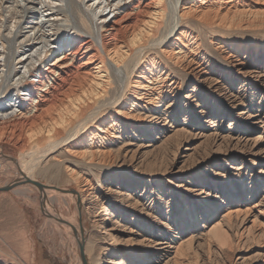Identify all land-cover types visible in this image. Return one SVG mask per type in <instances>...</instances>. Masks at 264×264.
Here are the masks:
<instances>
[{
    "label": "bare ground",
    "instance_id": "6f19581e",
    "mask_svg": "<svg viewBox=\"0 0 264 264\" xmlns=\"http://www.w3.org/2000/svg\"><path fill=\"white\" fill-rule=\"evenodd\" d=\"M23 1L28 7L20 6L18 0H0V171L7 161L12 171L11 181L0 186V192L23 183L36 192L45 221L64 235L60 242L71 254L66 264H161V257L171 254V241H163L160 234L156 237L151 234L135 242L130 235L137 231L132 223L124 222L126 216H121L124 215L122 211L110 210V205L102 202L98 213L95 206L101 197L114 204L130 202L140 206V210H149L152 197L147 196L146 190L134 192L136 188L132 187L148 181L130 179L126 185L130 193L109 187L101 192L92 189V180L97 177L90 175L104 170L110 148L122 134L135 136L133 131L137 132L145 123L158 124L165 118L158 110L161 105L166 104L168 109L175 105L173 110L176 109L175 90L180 81L175 73L197 82L208 80L206 75L212 69V53L222 54L230 68L242 70L258 79L260 84L264 82V73L257 67L260 49L252 57L250 47L239 46L238 49L244 51L239 55L235 43L227 37L231 28H245L255 23L264 25V0H174L175 12L169 24L167 0ZM29 8L37 13L46 12V19L29 20L25 28L33 30L34 35L25 36L16 49L9 50L7 43L12 38L18 39L24 31L12 34L11 29L3 27V19L21 18ZM68 11L75 12L77 19L69 17ZM3 12L8 13L7 17ZM64 27H71L67 34ZM52 32L59 36L51 39ZM50 44L54 46L48 48ZM22 67L26 69L25 74H19ZM14 76H17L15 81ZM209 81L200 85L212 91V79ZM213 87L222 90L218 85ZM203 91L191 90L198 109L190 124L193 137L201 138L210 132L208 135L226 138L229 144L243 142L242 131L221 135L218 129L212 131V116L205 121L202 119L208 113V94L202 99ZM225 97L236 101L238 96L230 92L229 95L225 93ZM191 104L183 100L181 110L190 114ZM214 110L209 113L213 115ZM246 113L239 111L237 115ZM261 114L256 108L248 116L255 124L264 126ZM3 142L18 149L20 161L3 153ZM120 147L117 150L121 154L128 152L126 147L123 150ZM185 150L191 147L187 145ZM244 153L254 154L251 150ZM260 164L256 159L251 167L254 169ZM262 165L257 179L250 178L246 184L243 181V187L252 191L258 186L256 182L260 183L264 177ZM207 171L210 170L204 172ZM45 174L55 183L36 180L37 175ZM238 174L236 170L231 173L235 177ZM60 179L64 182L62 186L57 183ZM224 180L221 175L217 181L208 177L192 184L195 199L205 194L201 212L195 220L210 221L208 218L212 215L222 222L228 220L232 212L239 213L246 207L240 202L245 201L243 194L246 195L247 190L232 197ZM201 183L204 189L198 187ZM216 185L219 188L214 192L212 187ZM6 186L9 188L2 189ZM60 201L67 203L71 216L54 206V202L59 205ZM233 201L238 204L233 206ZM258 209L260 215L262 211ZM189 219L192 221V217ZM10 224L16 227L13 222ZM30 236L18 230L12 240L15 245L13 251L10 249L12 252L0 247V264H37L36 245ZM135 245L146 248L144 255L139 259H127L126 250ZM258 264H264V259Z\"/></svg>",
    "mask_w": 264,
    "mask_h": 264
},
{
    "label": "rangeland",
    "instance_id": "374dc122",
    "mask_svg": "<svg viewBox=\"0 0 264 264\" xmlns=\"http://www.w3.org/2000/svg\"><path fill=\"white\" fill-rule=\"evenodd\" d=\"M67 2L64 1V3ZM174 3V0H167L169 8L167 24L170 23L175 12ZM18 4L22 7H28L23 0H18ZM81 8L83 7L81 6ZM45 13H37V11L29 8L24 11L23 17L10 19L7 17L8 13L3 12L7 17L3 19V27L6 26L11 29L12 34L15 31H24L21 32L18 39L17 37L12 38L7 43L8 49H16L20 40L25 36L32 37L35 32L25 28V26L29 25L28 21L32 18L44 21L46 19ZM67 14L71 18L77 19L75 12L68 11ZM70 28L64 27L66 32H63L67 34ZM4 33L6 34L7 30ZM227 35L231 42L235 43L237 50H239V46H242L243 49L250 47L252 57L260 49V55L256 57L258 59L257 67L264 73V25L255 23V25L245 26V28L243 26L231 28ZM10 36L12 37V35ZM51 36L53 39L59 34L52 32ZM55 41L56 39L53 42ZM53 46L54 44H50L48 48ZM239 51V55L244 54V51ZM221 55L217 51L212 53V69H209L210 71L206 75L212 79V91L206 87L202 88L200 85L208 84L209 79L206 80L207 82H197L189 76L182 78L179 72L175 73V78L180 81L179 87L175 90L177 93L175 96L177 99L176 109L173 110L175 105L169 109L166 108V104L161 105L158 110L162 112L165 118L160 119L158 124L145 123L143 128L137 132L133 131L135 136H132V133L122 134L110 148L111 153L104 170L94 174V176L90 175L91 178L97 177L92 180V189L101 192L106 191V188L109 187L114 191L130 193L132 191L126 187L130 179L139 178L148 181L144 185L141 183L132 185V187L136 188L134 192L139 189L146 190L147 196L152 197L149 210H140V206L129 204L130 202L124 205L114 204L109 199L101 197L98 198L95 206L98 213L101 210L99 207L102 202L110 205V210L117 208L122 211L124 215L121 216H126L124 222L132 223L131 225L137 231L136 234L130 235L135 242L144 236L149 237L151 234L154 237L160 234L163 241H171V254L170 256L163 255L160 259L161 264H258L264 259V177L260 183L256 182L258 186L252 191L246 186H242L243 181L246 184L249 183L250 178L257 179L256 176H259L260 168L264 164V126L261 123L255 124L252 122L253 119H249L248 116L256 108L264 116V82L260 84L258 79L242 70L236 71L230 68L229 62L223 59ZM19 70V74L26 73L24 67L19 68ZM16 79L17 76H14L13 81ZM214 85H218L222 90L215 89ZM203 89L202 99H205L208 94V113L206 118L202 119L205 121L212 116V131L218 129L221 135H225L228 131H242L241 133L245 135L243 142L229 144L226 138L221 139L214 135H208L210 132L201 138L193 137L194 132L190 124L194 121L198 109H196L197 100H192L191 90L200 91ZM230 92L238 96L236 101H231L232 99L225 97V93L229 95ZM186 96L188 99L185 98ZM183 100L191 101L190 114L181 110ZM218 108L220 110H217ZM211 109H215L213 115L209 113ZM215 111L219 114H215ZM239 111H247V113L239 116L237 115ZM214 116L216 117L213 118ZM152 126H154V130L149 132ZM187 145L191 147V150H185ZM119 146H121L120 150L126 147L128 152L121 154L118 151ZM2 148L7 157H11L13 160H21L18 149L11 143L3 142ZM247 150H251L254 154L244 153ZM207 154L210 156L206 157ZM256 159L261 164L252 169V161ZM226 163L227 166L224 167ZM4 165L2 172L0 171V186L11 181V164L7 161ZM208 165L210 168L207 167ZM205 169L210 171L204 172ZM234 170L239 171L237 177L231 175ZM195 172L197 173L194 174ZM221 175L225 179L224 185L230 196L236 197L243 189L247 190L249 196L247 193V196L243 194L245 201L242 202L241 200L240 203L246 204L249 209L245 210L246 207H242L243 210L239 213L232 212L229 219L222 220V222L218 217L212 215L208 218L210 221H206V219L202 221L200 218L195 220L201 212V203L205 201L203 199L205 194H201L200 197L202 198L197 197L195 199L192 184L200 178L207 180L208 177L217 181ZM228 176L231 178L229 179ZM36 177L37 181L43 183H55L48 174L37 175ZM57 183L62 186L64 182L60 179ZM202 184L204 183L198 187L204 189L205 186ZM217 186L212 187L214 192L218 190L219 187ZM0 196V247L2 246V249H6L8 252L13 251L15 245L12 244V240H15L19 230L26 233L27 236L31 235L30 237L35 241L37 264H66L70 261L71 254L64 247V243L60 242L64 240V235H61L62 233L58 232L52 224L45 221V213L33 189L30 190L24 183L17 184L11 190L0 192ZM60 202H58L59 205L54 202V206L64 209L61 211L71 216L67 203ZM237 204L238 202L232 203L233 206ZM255 204L256 206L252 207ZM258 208L262 211L260 215ZM145 211H148L149 215ZM191 217L192 221L189 219ZM10 222H13L16 227H12ZM49 227H53L55 230ZM93 229L94 231L97 230L96 228ZM5 238H7V242ZM137 245L134 247L136 250L133 247L126 250L125 257L127 259H139L141 255H144L146 248Z\"/></svg>",
    "mask_w": 264,
    "mask_h": 264
},
{
    "label": "water",
    "instance_id": "95a60500",
    "mask_svg": "<svg viewBox=\"0 0 264 264\" xmlns=\"http://www.w3.org/2000/svg\"><path fill=\"white\" fill-rule=\"evenodd\" d=\"M31 183L34 184V185H37V184H38L37 182H34V181H31ZM7 188H9V187L6 186V187H4V188H2V189H7Z\"/></svg>",
    "mask_w": 264,
    "mask_h": 264
}]
</instances>
